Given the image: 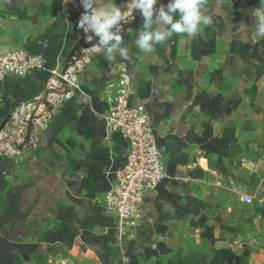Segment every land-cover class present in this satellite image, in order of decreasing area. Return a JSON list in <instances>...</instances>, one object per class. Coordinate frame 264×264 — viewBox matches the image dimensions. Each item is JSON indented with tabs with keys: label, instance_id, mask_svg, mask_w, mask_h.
<instances>
[{
	"label": "crops",
	"instance_id": "0c3cea01",
	"mask_svg": "<svg viewBox=\"0 0 264 264\" xmlns=\"http://www.w3.org/2000/svg\"><path fill=\"white\" fill-rule=\"evenodd\" d=\"M115 2L128 10L129 0ZM71 4L0 0V54L21 48L44 60L41 70L0 81V124L42 95L79 40L64 15ZM254 9L264 0H206L212 25L149 53L136 45L140 16L122 35L127 59L89 54L35 151L0 156V231L35 245L27 259L13 252L12 264L14 255L18 264L36 256L44 264H264V39ZM120 69L129 103L150 116L166 171L123 245L102 202L127 155L104 120L106 85Z\"/></svg>",
	"mask_w": 264,
	"mask_h": 264
},
{
	"label": "built area",
	"instance_id": "2783aa9c",
	"mask_svg": "<svg viewBox=\"0 0 264 264\" xmlns=\"http://www.w3.org/2000/svg\"><path fill=\"white\" fill-rule=\"evenodd\" d=\"M83 11L71 4L64 15L77 24ZM133 21L124 25L121 35L130 30ZM79 39L80 46L67 56L63 65L50 71V79L42 95L21 101L11 110L8 121L0 128V156L17 158L24 152L35 151L41 133L50 125L64 99L77 86V76L89 61V54L96 52L85 41L82 30ZM91 43L95 44L96 40ZM43 68L42 57L26 49H13L0 54V81L6 76L22 77ZM129 95L128 73L120 69L118 78L106 85L108 108L104 120L108 131L119 133L126 141L127 155L123 164L116 169L114 179L102 199L104 208L114 217L115 237L120 245L125 239L136 235L144 219V194L153 191L166 178L150 116L143 105H131ZM244 201L249 202L250 198L244 197Z\"/></svg>",
	"mask_w": 264,
	"mask_h": 264
},
{
	"label": "clouds",
	"instance_id": "9594fccd",
	"mask_svg": "<svg viewBox=\"0 0 264 264\" xmlns=\"http://www.w3.org/2000/svg\"><path fill=\"white\" fill-rule=\"evenodd\" d=\"M75 4L76 0H63ZM158 0H129L127 11H122L115 0H79L83 8L76 24L82 30L87 43L108 61L117 56L127 59L128 48L122 47L121 35L124 25L135 19L132 13L138 10L143 18L136 39L137 47L144 53L155 50V46L170 40L174 34H183L191 39L213 24V18L204 12L206 0H168L156 7ZM258 24L257 39H264V9H254ZM131 17V20L129 19ZM96 40L95 44L91 42Z\"/></svg>",
	"mask_w": 264,
	"mask_h": 264
},
{
	"label": "water",
	"instance_id": "95a60500",
	"mask_svg": "<svg viewBox=\"0 0 264 264\" xmlns=\"http://www.w3.org/2000/svg\"><path fill=\"white\" fill-rule=\"evenodd\" d=\"M135 19L134 22L138 20L141 16L138 10H134ZM81 44V39L77 41L75 46L71 49L68 56H70ZM10 115H7L1 122L0 128L8 121ZM35 249V245L32 243H20L11 241L7 236H5L0 231V264H12V253L18 252L22 255L23 258L27 259L29 255Z\"/></svg>",
	"mask_w": 264,
	"mask_h": 264
},
{
	"label": "trees",
	"instance_id": "16d2710c",
	"mask_svg": "<svg viewBox=\"0 0 264 264\" xmlns=\"http://www.w3.org/2000/svg\"><path fill=\"white\" fill-rule=\"evenodd\" d=\"M13 260H14L15 264H18L19 261H20V259H19V257H18L17 255H14V256H13ZM41 261H42L41 257L36 256L35 259H34L33 264H37L38 262H41ZM42 262H43V261H42Z\"/></svg>",
	"mask_w": 264,
	"mask_h": 264
},
{
	"label": "rangeland",
	"instance_id": "374dc122",
	"mask_svg": "<svg viewBox=\"0 0 264 264\" xmlns=\"http://www.w3.org/2000/svg\"><path fill=\"white\" fill-rule=\"evenodd\" d=\"M13 263L15 264L14 260H13ZM37 264H44V263L41 261V262H38Z\"/></svg>",
	"mask_w": 264,
	"mask_h": 264
}]
</instances>
